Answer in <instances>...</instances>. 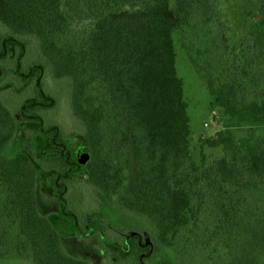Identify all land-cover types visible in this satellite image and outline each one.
Here are the masks:
<instances>
[{"label": "trees", "instance_id": "1", "mask_svg": "<svg viewBox=\"0 0 264 264\" xmlns=\"http://www.w3.org/2000/svg\"><path fill=\"white\" fill-rule=\"evenodd\" d=\"M79 2L0 0V21L16 34L36 36L56 77L71 80L72 109L85 125V145L92 155L89 167L78 162L62 128L46 124L38 110L54 107L55 99L44 89V66L22 70L26 45L0 36V60L19 51L15 73L34 79L41 98L25 100L19 111L23 127L33 132L32 153L21 151L7 158L5 152L21 125L0 97V187L6 191L4 214L19 229L16 252L30 255L33 264H92L77 250H67L64 239L99 236L106 264H144L145 257H152L151 245H169L190 220L210 209L209 201L219 230L235 223L230 221L237 205L231 189L264 187V136L239 142L231 129L220 130L205 143L221 146L225 155L202 165L194 160L189 105L174 42L176 30L193 25L192 2L150 0L139 9L108 12L95 24L85 50L65 40L69 20L63 5L72 8ZM256 2V23L264 28V0ZM203 47L208 55L220 54L210 35L204 36ZM238 58L250 102L235 104L234 88L216 95L215 103L250 126L264 127V52L247 35L239 44ZM84 177L104 204L134 213L148 226L111 235L126 233L121 240L109 238L101 227H83L66 194L68 182ZM196 184H201L200 190ZM38 193L57 200V220L41 211ZM147 228L153 242L145 241L142 229ZM231 251L230 264H244L236 250Z\"/></svg>", "mask_w": 264, "mask_h": 264}, {"label": "rangeland", "instance_id": "2", "mask_svg": "<svg viewBox=\"0 0 264 264\" xmlns=\"http://www.w3.org/2000/svg\"><path fill=\"white\" fill-rule=\"evenodd\" d=\"M150 0H80L63 10L69 20V30L65 37L67 43L85 50L95 24L108 12L131 10L143 7ZM181 0H173L174 3ZM194 6L193 25L174 32L177 51L178 74L184 80L185 99L189 105L190 125L192 128L191 151L197 164L211 162L225 155L221 146L212 147L205 143L207 138L216 136L218 131L229 128L237 141L255 136H264V127L250 126L228 114L223 107L215 103L218 94H229L237 90L235 104L242 106L251 99L250 90L241 76L242 64L239 61V44L249 35L264 52V28L256 23V0H190ZM215 8V9H214ZM205 20L209 22L206 24ZM210 35L220 46V54L204 52L203 38ZM0 36L13 37L26 45L21 68L27 71L33 64L44 66L43 86L46 93L55 99V106L38 110L47 125L58 124L65 135L79 162L80 157L88 152L89 167L92 155L86 148L84 135L86 128L72 109V82L67 77H56L53 63L41 49L39 39L31 34H16L0 21ZM19 51L0 60V97L19 119L21 129L17 139L5 152L7 158L14 157L21 151L32 153L30 137L33 132L23 127L20 107L27 99L40 100L39 90L34 79L29 81L15 73ZM195 61V62H194ZM212 67L206 69V64ZM197 63V64H196ZM196 190L201 184H196ZM235 223H228L222 230L215 224L209 201V210L198 218L190 220L187 227L177 235L169 245H151V256L145 257L144 264H230L231 249L244 264H264V187L234 188ZM99 191L84 177L82 180L68 182L67 199L69 208L75 211L83 227L97 226L113 238L116 230L147 227L138 221L134 213L118 212L114 206L100 200ZM6 191L0 187V264H33L30 255L21 256L15 250L19 237L17 224L6 218L3 204ZM41 211L57 220V200L38 193ZM197 200L193 195L194 206ZM106 205V206H105ZM239 208V209H238ZM103 224V225H102ZM235 224V225H234ZM238 224V229H235ZM106 225V226H105ZM84 228V230H85ZM146 242H153L150 229H142ZM122 236L113 239L121 240ZM122 237V238H121ZM99 236L80 239L79 236L64 239L67 250H77L80 255L90 258L92 264H106L108 259ZM111 261L109 264H115Z\"/></svg>", "mask_w": 264, "mask_h": 264}, {"label": "water", "instance_id": "3", "mask_svg": "<svg viewBox=\"0 0 264 264\" xmlns=\"http://www.w3.org/2000/svg\"><path fill=\"white\" fill-rule=\"evenodd\" d=\"M79 160L81 163H86L89 160L88 152H85V154L83 156H81Z\"/></svg>", "mask_w": 264, "mask_h": 264}]
</instances>
